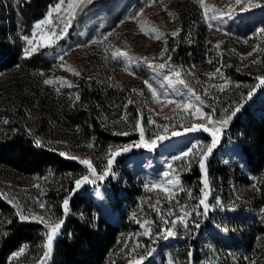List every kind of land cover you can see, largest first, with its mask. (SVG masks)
Listing matches in <instances>:
<instances>
[{"label": "rangeland", "instance_id": "374dc122", "mask_svg": "<svg viewBox=\"0 0 264 264\" xmlns=\"http://www.w3.org/2000/svg\"><path fill=\"white\" fill-rule=\"evenodd\" d=\"M95 1L75 7L74 18L68 23L73 10L68 9V0H65L60 11L52 13V23L36 29L35 24L48 19L47 14L59 0L49 6L45 15L21 37L36 34V52L45 49L44 57L50 62L48 70L35 73L12 69L3 75L11 86H28L38 93V97H30L31 91L26 94L39 113H45L51 105L62 108L65 113L72 107L81 108L75 105L79 87L83 82H94L101 92L97 104L99 125L115 137L103 152L99 144L95 146L94 142L85 140L79 127L68 126L62 117L52 126L56 134L49 141L60 153L67 154L63 156L66 160L77 163L79 169L62 175L24 176L0 167V194H3L0 196L14 207L18 216L23 213L36 217L29 221L43 227L39 255L26 260L24 249L20 256L12 255L13 259L20 264H41L42 261L52 264L53 249L49 257L44 256L46 229L38 217L45 215L64 221L72 213L69 208L65 215L63 200L67 198L70 202L75 191L87 196L98 207L99 215L119 227V239L110 255L111 264H134L137 259H142V264H169V261L213 264L225 253L239 259L244 253L242 243L252 235L254 223L264 221V209L252 200L264 188V170L258 176L247 170L244 155L229 128L233 120L243 116L245 109L258 115L264 113V85L257 79L264 77V33L260 32L264 27V0H251L248 11H242L245 5H237L235 0H203V3L201 0L151 3L149 0H106L104 4ZM77 2L74 0V4ZM256 3L260 6L254 7ZM205 9L210 10L209 16L212 12L223 15L216 20L205 19ZM184 10L187 11L186 31L179 38L183 16L180 12ZM65 24H68L66 28ZM61 29L63 34L55 43L40 46L41 36ZM173 32L178 34L173 36ZM23 41L24 49L29 47ZM178 42L188 47V56L176 62L171 45L176 47ZM165 48L168 51L161 58ZM118 51L127 53L131 59H113L112 54ZM145 57L153 64L168 60V65L163 70H154ZM174 71H179L181 76L177 78ZM178 79L185 83L180 84ZM45 80L52 83L46 84ZM183 101L189 102L187 111L183 106L177 107L176 102ZM196 108L211 114L213 120L226 118L234 109H240L222 127L219 141L206 162L208 189L203 187L198 161L212 143V136L201 126H212L207 125L206 116L201 118ZM193 125L197 130L187 131ZM141 128L145 142L158 135L167 139L157 140L154 148L141 145L122 152L114 158L108 175H104L111 158L109 150L139 144ZM173 131L182 134L173 136ZM123 132L128 134H119ZM189 149L193 151L183 157ZM68 156L89 159L97 175H104V179L92 177L79 159ZM178 156L182 159H177ZM216 166L227 169L226 177L209 175L210 168ZM166 172L168 178L173 181L178 178L180 184L170 185ZM86 175L90 182L77 188L75 181ZM154 184L159 187H152ZM84 185L87 187L83 190ZM205 191L209 205L206 214L199 203ZM41 202L44 208L40 207ZM185 212L190 214L185 217L187 228L178 221ZM165 220H177L175 236L165 238V229L171 226ZM61 231L62 227L53 248ZM247 264L253 262L248 260Z\"/></svg>", "mask_w": 264, "mask_h": 264}, {"label": "trees", "instance_id": "16d2710c", "mask_svg": "<svg viewBox=\"0 0 264 264\" xmlns=\"http://www.w3.org/2000/svg\"><path fill=\"white\" fill-rule=\"evenodd\" d=\"M57 1L0 0V167L18 175H62L79 169L77 163L66 160L60 155V149L49 141L56 134L52 126L59 118L67 120L70 127H79L85 140L94 142L95 146L99 144L103 152L115 138L99 125L97 104L101 100V92L94 82L81 83L75 104L76 108L81 106L79 110L72 107L65 113L62 108L56 109L51 105L45 113H39L26 94L31 91L30 97H38V93L28 86H11L10 80L4 78L12 69L35 73L48 70L50 62L44 57L45 49L26 58L21 37ZM105 1L96 0L94 3L104 4ZM180 13L183 16L179 38H182L186 31L187 11ZM171 50L176 62L182 57L187 59L188 47L184 43L178 42L176 47L171 45ZM5 120L8 123L5 124ZM229 129L244 155L247 170L258 176L264 170V113L258 115L245 109L243 116L233 120ZM37 141H40L39 145ZM210 173L226 177L228 172L225 167L216 166L210 168ZM86 187L84 185L82 189ZM252 200L264 209L263 187ZM69 208L72 215L64 220L61 235L54 244L52 264H111L110 255L119 239V227L99 215L98 207L80 191H75ZM42 232L41 224L22 221L14 207L0 196V264H20L12 255L24 245H27L23 254L26 260L37 257ZM242 244V257L236 259L225 253L213 264H247L248 260L253 264H264V221L254 223L252 235Z\"/></svg>", "mask_w": 264, "mask_h": 264}, {"label": "snow or ice", "instance_id": "6c2138e0", "mask_svg": "<svg viewBox=\"0 0 264 264\" xmlns=\"http://www.w3.org/2000/svg\"><path fill=\"white\" fill-rule=\"evenodd\" d=\"M92 0H78L77 3L74 4V0H68L67 2V7L68 9L70 10H73L69 13V20H68V23L71 22V18H74V8L75 7H79V6H82V5H86L87 3H91ZM151 2H154V0H149V3ZM251 2V0H235V3L237 5H241V4H244L245 6L241 9L242 11H248L249 8H248V4ZM65 3V0H59V2L53 7V9L47 14V16L49 17L48 19H44V20H41L39 22H37L35 24V28L36 29H41L42 25H45V24H51L52 23V20L50 19L51 16H52V13L53 12H59L60 9H61V6ZM201 3H203V0H201ZM254 7H259L260 4L259 3H256L253 5ZM209 9H205V12H204V15H205V19H211V20H216L218 18V16H222L223 13H216V12H212L211 16H209ZM171 15V13H170ZM68 26V24H65V28ZM209 27H212V25L210 24ZM260 32L261 33H264V27H262L260 29ZM63 34V29L60 30V32H52L50 33L49 35L47 36H41L40 37V41H41V45L40 46H44V47H49L51 46L53 43H55V39H58L60 38V36ZM178 33L176 32H173L172 35L175 36L177 35ZM35 36L36 34L34 33L32 37H29V36H24L23 39L27 42V44L29 45V47L25 48L24 49V56L27 58V57H30L33 53H35L37 51V48H38V45H35L34 44V40H35ZM159 38V37H157ZM95 43V41H94ZM217 47H219V45H217ZM168 49L165 48L161 54H160V57L163 58L164 57V54L165 52H167ZM249 55H252V53H249ZM113 56V59H118V58H124V59H128L130 60L131 58L127 56V53L125 52H114L112 54ZM60 59H63V57L61 56ZM147 63H148V66L153 68L154 70H163L165 69V67L168 65V60L171 59V57L169 56L168 57V60H165L163 63H157V64H153L151 63L150 61L147 60V58H143ZM211 62V61H209ZM255 63V61H253ZM217 71L219 72L220 70L217 69ZM76 75H79L80 73L79 72H76L75 73ZM173 74L179 78L181 76V73L179 71H174ZM257 79L259 80V83L260 85H264V77H257ZM178 82L180 84H184V80L183 79H178ZM44 83L46 84H51L52 81L51 80H45ZM146 84H148V82L146 81L145 82ZM71 85H69L70 87ZM149 88L151 89V85L148 84ZM186 86V85H185ZM221 87V90H223V86H220ZM133 91H136L135 89ZM251 92L249 93V96H251ZM153 97H156L157 94L155 92L152 93ZM193 95H195V93H193ZM197 101H200V97L199 96H196L195 97ZM76 99L78 100L79 97L77 96ZM157 99H159L157 97ZM169 103H173L174 101L172 100H169L168 101ZM129 103H132V101H129ZM177 103V107H181L183 106L185 108V110L187 111L188 109V105H189V102L188 101H183V102H176ZM202 103V102H201ZM240 109L239 108H236L232 111V113L227 116L226 118H222V119H219V120H213L212 118V115L211 114H205L203 112H200V109L199 108H196L195 111L196 112H200V116L201 118H205L206 116V123L207 125H211L212 127H208V126H204L202 125L201 127H203V130L206 131V132H209L210 135L212 136V143L211 145H209L207 147V150L204 151L201 155H200V158H199V167L202 171V174H203V187L204 189H208L209 188V183H208V173H207V169H206V162L209 158V156L212 154V151L213 149L215 148L216 144L218 143L219 141V138H220V133H221V130H222V127L224 125H227L229 120H231V118L233 116H235L236 112H238ZM4 123H8V121H4ZM164 130L167 131V125H164ZM197 130V126L196 125H193L191 126L190 128L187 129V131H195ZM121 135H127L128 133L127 132H123V133H119ZM182 133L179 132V131H173L171 133V135L173 136H179L181 135ZM140 136H141V140H140V143L139 144H135V145H127V146H124V147H117L115 149H110V159H108V162H107V168L105 170V173L104 175H108V169H111L112 165H113V162H114V158L119 156L122 152H128L132 147H140L141 145L145 146V147H148V148H154L156 146V143H157V140L159 141H163L165 139H167L166 136L164 135H158L156 137V139L154 140H150L148 142H145L144 141V132H143V129L141 128V131H140ZM38 145L40 144V141H37L36 142ZM91 147V145H90ZM193 149H189V150H186L184 153H183V157H187L189 155V152H192ZM195 154V153H193ZM61 156H66L67 154L66 153H63L61 152L60 153ZM68 158L70 159H79V163L85 165L87 167V169L89 170V172L91 173V176L92 177H95L96 179H99V180H103L104 179V175H97V172H96V169L93 167V163L87 159V158H76V157H71V156H68ZM177 159H182L181 156H178ZM172 168V165H169V169ZM165 177L168 178L169 177V173H164ZM90 182V177L89 176H83L81 179H78L75 181V184L77 186V188L80 187L81 184L83 183H89ZM167 182L171 185V184H175V185H179L180 184V181L179 179L177 178L176 180H172L171 178H168ZM152 187H159V185H152ZM0 195H3V194H0ZM189 195H191V193H189ZM207 196H208V192L205 191L204 192V195L203 197L200 199L199 203L203 206L204 210H205V214L207 212V209L209 207V205L206 203V200H207ZM40 207L41 208H44L45 205L43 204V202L40 203ZM63 209H64V213L65 215L68 213L69 211V199H64L63 200ZM188 215H190L189 213L185 212L184 213V216H181V217H178V221L180 223L181 226H183L184 228H187L188 225L185 221V217H187ZM19 218L22 220V221H29L30 219L31 220H34V219H37L36 217H29V216H26L24 215L23 213H20L19 214ZM39 221L42 222L45 226V229H46V243L44 244V248L46 249V252L44 253V256L45 258L49 257L50 253L52 252V249H53V242L55 240V238L57 237V235L60 233V229L64 223V221L62 219H54L53 217L51 216H45V215H41L38 217ZM165 224H170L171 226L169 228H166L165 229V238L167 237H173L176 235L174 229L177 227V220H172V221H168V220H165L164 221ZM143 226V225H142ZM196 227H199V224L196 225ZM27 247V245H24L23 247H21L17 252H15L13 255L14 256H20L24 249ZM150 254V253H149ZM191 255V254H189ZM41 264H43V261L41 262ZM134 264H142V259H137L134 261ZM169 264H173L172 261H169Z\"/></svg>", "mask_w": 264, "mask_h": 264}]
</instances>
